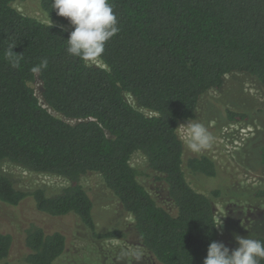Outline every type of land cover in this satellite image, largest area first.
<instances>
[{
    "label": "trees",
    "instance_id": "trees-1",
    "mask_svg": "<svg viewBox=\"0 0 264 264\" xmlns=\"http://www.w3.org/2000/svg\"><path fill=\"white\" fill-rule=\"evenodd\" d=\"M16 1L0 0V163L57 175L68 185L55 193L25 191L0 172V202L17 207L29 199L43 216H76L94 239H123V230L97 231L93 201L80 181L98 174L132 218L149 255L144 264H203L218 228L212 198L186 170L195 180L215 177L216 167L205 156L184 158L178 127L196 118L201 97L231 73L264 86V0H109L120 31L105 45L103 67L67 53L74 29L52 10V0H39L42 11L69 30L20 13ZM10 45L21 54L17 68L6 56ZM43 58L47 69L33 74ZM226 117L247 120L231 111ZM137 152L165 183L173 211L138 180L130 164ZM260 154L264 163V149ZM22 236L25 264H54L66 250L61 231L36 222ZM12 244V235L0 231V264Z\"/></svg>",
    "mask_w": 264,
    "mask_h": 264
},
{
    "label": "rangeland",
    "instance_id": "rangeland-1",
    "mask_svg": "<svg viewBox=\"0 0 264 264\" xmlns=\"http://www.w3.org/2000/svg\"><path fill=\"white\" fill-rule=\"evenodd\" d=\"M13 6L20 13L49 24V18L42 11L39 0H18ZM50 22L51 25L69 30L67 26L51 19ZM91 66L103 67L99 59ZM33 88L39 98L40 83L36 81ZM126 99L136 107L129 96ZM228 111L244 113L247 120L231 122L226 117ZM193 121L204 124L214 140L210 148L193 153L186 147L183 133L179 129L185 145L184 158L205 156L214 163L216 174L212 178L194 180L190 172L186 170V173L196 189L212 198L217 226L220 223L217 227L218 242L229 249H235L238 246L235 242L236 235L252 239L264 237V163L260 154L264 149V86L247 75L231 73L225 76L219 90L209 91L201 97ZM186 123L187 121L181 125ZM130 164L139 173L140 183L155 200L173 211L165 183L155 179L156 174L148 168L146 158L137 152L132 156ZM0 172L11 179L16 188L25 191L43 188L49 193H55L68 185L63 177L35 173L7 161L0 163ZM80 183L93 201L92 215L97 231L104 233L119 229L124 231L125 238L94 239L76 216H43L35 211L29 199L17 207L0 202V231L8 232L13 237L6 264H25L20 258L26 251L22 233L28 222L59 230L66 236V250L54 264L146 262L149 255L135 238L132 218L121 210L102 178L98 174H88L82 177ZM216 191L219 195L212 196Z\"/></svg>",
    "mask_w": 264,
    "mask_h": 264
},
{
    "label": "clouds",
    "instance_id": "clouds-1",
    "mask_svg": "<svg viewBox=\"0 0 264 264\" xmlns=\"http://www.w3.org/2000/svg\"><path fill=\"white\" fill-rule=\"evenodd\" d=\"M52 10L58 17L66 18L73 27L70 33L67 53L90 67L105 51L106 43L119 31L118 17L109 0H52ZM51 22L49 19V27ZM15 46L6 51L13 68L19 67V57ZM48 60L43 58L31 72L39 74L47 69ZM183 133L186 147L193 153H200L212 146L214 137L204 124L188 120L178 127ZM220 226V223L217 227ZM238 245L229 249L222 242L213 241L208 245L203 264H262L264 262V240L235 236Z\"/></svg>",
    "mask_w": 264,
    "mask_h": 264
}]
</instances>
